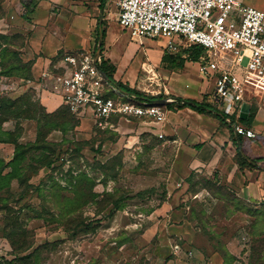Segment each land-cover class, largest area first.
Instances as JSON below:
<instances>
[{"label": "rangeland", "instance_id": "rangeland-1", "mask_svg": "<svg viewBox=\"0 0 264 264\" xmlns=\"http://www.w3.org/2000/svg\"><path fill=\"white\" fill-rule=\"evenodd\" d=\"M95 1L100 2L86 0V10H89L93 4L91 2ZM238 1L243 5H252L264 10V0ZM102 12L107 32L109 34L114 32L118 36L117 44L111 51L109 50L119 58L116 75L121 77V72L135 56L137 60H146L144 54L146 49L151 50L152 55H156L160 49L168 53L165 47L166 40L150 37H144L142 40L133 38L129 29H123L118 22L117 0H107L104 8L98 4L93 18H98ZM4 22L7 24V21ZM0 33L11 36L8 47L18 50L25 61L22 48L24 40L13 37V34ZM106 45L107 43H104L103 50H107ZM198 63L197 60L190 66V73L196 78L202 77ZM8 64L9 61L0 57V96L16 99L28 93L31 101L44 106L47 112L56 110L50 111L41 102L34 88H22L33 78L26 80L17 74L6 75ZM52 69L60 74L67 70L61 61H55ZM130 70L125 77L130 76ZM138 74L137 81L130 86L148 94L164 93L161 92V84L154 82L153 72L140 68ZM52 80L45 83L47 89L51 91L54 88ZM207 84L209 83L205 81L203 86L205 90ZM182 86L185 89L186 83L183 82ZM110 96L114 97L113 94ZM59 107H62V104ZM259 110H262L261 116H264V108L261 107ZM89 117L90 115L79 118L78 123L73 120L72 123L76 124L74 127L66 126L63 130H51L45 135V141L53 151H42L37 148L40 144L37 120L10 114L1 116L0 111L2 130L15 133L21 145L31 147L26 162L38 167L32 169L35 171H29L27 183L31 184L30 188L13 181L16 200L11 204L15 210H20L21 223L34 232L35 246L50 243L41 250L36 260L28 264H208V260L214 256L223 259V248L228 250L229 240L235 236L232 235V227L228 225L225 228L221 225V218H229L235 213L247 215L236 210L234 193L226 187L201 178L195 182L197 187H193V191L201 192L200 197L186 201L181 206L178 216L171 218L166 215H155L153 212L156 207L165 196L167 197L165 192L170 172L169 164L174 153L173 147L168 146L162 138L153 135L145 134L138 140L131 139L128 127H121L119 124L120 117L112 118L105 127L95 126ZM6 138L5 136L4 139ZM260 138L264 139V136ZM261 139L259 143L263 141ZM14 152L15 143L0 142V157L6 162L13 158ZM40 154L49 155L53 165L48 168L44 167L42 162H37L40 160ZM80 172L87 173L95 180V191L111 194L114 198L128 196V199L123 208L113 214H110L111 206L105 207L94 203L84 205L76 211L75 217L87 223L91 222L94 228L86 232L79 226L77 233L73 235V231L69 232L66 227L60 225L59 217L65 211L62 207L63 197L75 196L71 181L75 180L74 177ZM58 199L61 203L57 202ZM191 206L195 208L194 215L190 214ZM257 206L259 210H264V204ZM181 215L188 216L194 227L189 241L181 233L176 235L165 226L169 222L177 224ZM249 218V224L255 221V217ZM54 219L58 222H53ZM3 221L4 213L1 212L0 227ZM255 240H264V234L257 236ZM233 241L239 251L247 245L245 248L248 259L252 246L250 235L245 231L238 232ZM176 246L178 249H175ZM12 250L10 241L0 230V258H13Z\"/></svg>", "mask_w": 264, "mask_h": 264}, {"label": "crops", "instance_id": "crops-1", "mask_svg": "<svg viewBox=\"0 0 264 264\" xmlns=\"http://www.w3.org/2000/svg\"><path fill=\"white\" fill-rule=\"evenodd\" d=\"M101 2L102 0L91 2L93 4L89 10H86V0H6L3 3L6 17L0 19V32L26 36L23 59L35 61L32 67L33 79L25 83L22 88H34L41 102L50 111L62 104V98L56 92L47 89L45 83L52 77H44L43 74L47 71L51 74H60L52 69L55 61L65 64L64 56L67 52L90 50L97 45L94 40L96 36L97 41L100 15L98 18L93 16L97 5L101 7ZM4 21H7V24ZM117 39L118 36L114 32L110 34L107 32V37L104 39L107 50H103V56L116 68L114 77L130 86L137 81L140 68L153 72L155 76L152 79L161 84V92H164L161 94L165 98L175 99L164 105L166 117L161 122L148 116H132L127 119L121 117L119 122L121 127L127 126L131 131V139L138 140L143 134L160 138L159 135L162 134V139L174 149L169 164L167 197L153 213L171 218L178 216L181 206L186 201L200 197L201 192L193 191V187H197L195 182L201 178L228 188L241 201L256 208L257 205L264 204V139L260 138L264 136L262 110L251 108L247 118H242L244 124L255 130L256 137L239 138L231 126L223 124L221 120L210 114L190 107L170 108L168 105L177 102V98H184L196 100L199 103L206 101L220 109V103L211 95L214 90V81L200 72L199 63L198 69L202 77L196 78L190 73V66L196 61L187 60L184 65H180L175 61L163 60V56L167 54L164 49L157 51L156 55H152V51L146 49L144 51L146 60H137L136 56L133 57L129 65L121 72L120 77L116 75L119 58L115 53L109 52L117 44ZM168 54L172 53L168 52ZM129 69L132 74L130 73L127 78L125 74ZM205 81L209 83L206 90L203 87ZM183 82L186 83L185 89L182 86ZM253 109L254 116L250 118ZM260 139L263 140L261 143H259ZM239 147L250 160L257 159L258 163L253 167H241L237 160ZM180 218L179 224L169 222L165 226L176 235L181 233L189 241L194 227L188 216L181 215ZM249 219L247 215L235 213L229 218H221L220 223L225 228L228 225L232 227V235L236 237L238 232L245 231L247 234L246 227L250 223ZM233 239L229 240L228 244L229 252L238 258L233 264H247L245 248L247 245L239 251ZM175 249L178 247L176 246ZM208 264H224V260L214 256L208 260Z\"/></svg>", "mask_w": 264, "mask_h": 264}, {"label": "built area", "instance_id": "built-area-1", "mask_svg": "<svg viewBox=\"0 0 264 264\" xmlns=\"http://www.w3.org/2000/svg\"><path fill=\"white\" fill-rule=\"evenodd\" d=\"M117 5L118 22L133 38H162L172 54L194 45L203 47L199 68L214 81L218 113L224 114L237 136L256 137L255 130L242 122L241 113L245 103L264 108L263 9L238 0H117ZM95 51L94 47L67 52L64 73L43 74L52 77V89L61 96L62 105L79 118L90 115L97 127H105L114 116L165 119L161 105L124 93L106 79L99 67L101 57L95 63Z\"/></svg>", "mask_w": 264, "mask_h": 264}, {"label": "trees", "instance_id": "trees-1", "mask_svg": "<svg viewBox=\"0 0 264 264\" xmlns=\"http://www.w3.org/2000/svg\"><path fill=\"white\" fill-rule=\"evenodd\" d=\"M106 1L107 0H102V8H104ZM3 2V0H0V18L4 17L6 14ZM104 24L105 20L102 23V30L105 39L107 37V30ZM10 37V35L0 33V57L5 58L7 61H9V64L6 67L5 74L9 76L17 74L23 79L31 80L33 78L32 67L35 61H23L21 58V53L18 50L12 47H8V40H10ZM13 37L22 38L24 40L22 48L26 46V36L21 34H13ZM98 38L99 31L97 41ZM103 49L104 41L102 44V56L99 67L107 74L109 81L112 82L116 87L130 94H135L141 99H145L151 102L156 99L165 97L163 94L156 95L145 93L117 80L114 77L116 68L112 63H110L109 59L103 56ZM203 52V47L194 45L189 48L182 49V51L176 55L167 53L163 56V60L175 61L180 65H184L187 60L197 61L199 56ZM183 54L186 56L183 57ZM177 99V102L171 103L170 105H168V107L178 109L190 107L199 112L210 114L221 120L223 124H226L224 114L218 113L219 110L206 101L199 103L198 101L192 99ZM254 109L251 111L250 118L254 116ZM0 111L1 116L10 114L11 116H23V118L25 119L37 120V122H39L38 144L40 143L39 145H37V148L42 151H53V149L48 146V142L45 141V135H47V133H49L53 129L63 130L66 126L74 127L76 124L72 123L73 120H76L77 123L79 122V117L76 114L72 113L67 106L62 105V107H59L55 111L49 113L44 106L32 102L28 93H25L16 99L0 96ZM118 117L119 116H114L112 118L114 119ZM143 135L141 136V138L143 137ZM5 136L7 137L6 140L4 139ZM17 137L18 135H16L15 133L4 131L0 126V142L11 141L15 143L14 156L10 161L6 162L3 158L0 157V213H4V221L3 225L0 227V230L3 231L4 237L10 241L13 247L12 255H14L11 259L0 258V264H28L34 259L36 260L40 256L41 250L50 244L49 242H47L44 245L35 246L34 232L31 229L23 226L20 220V210H15V208H13L11 204V202L16 200L13 193V181H17L21 186H25V188H30L31 184L27 183L30 176L29 171H31L33 168H38L26 162V158L31 147L21 145L17 141ZM237 156L238 163L241 167H253L258 163L257 159L250 160V158L246 156L242 150H240V147ZM37 162H42V165L48 168L53 165V160L50 159V156L47 154H40V160H37ZM74 178L75 180L73 179L71 182L73 185V193L75 194V196L73 198L70 196L63 197L64 204L62 205V207L65 209V211H63L65 213L62 212V215H60L59 217L60 225L66 227L65 229L69 232L73 231V235L77 233L76 230H78L79 226L83 227L84 231L86 232L94 228L91 222L87 223L86 221L79 220L75 217L76 211H78L84 205L94 203L101 204L105 207L111 206L112 208L110 214H113L115 211L121 210L124 203L128 199V196H120L114 198L111 194H101L95 191V180L85 172H80ZM165 193L167 195V192ZM233 196L235 201L234 206L237 211H241L250 217H255V221L246 227L247 233L250 235V240L252 241L247 264H264V240H255L257 236L264 234V210H259L253 205L244 203L234 194ZM57 202L61 203L59 199ZM194 212L195 208L194 206H191L190 214L194 215ZM53 222H58V220L54 219ZM222 251L224 264H233L238 259L236 256L232 255L226 248H223Z\"/></svg>", "mask_w": 264, "mask_h": 264}, {"label": "water", "instance_id": "water-1", "mask_svg": "<svg viewBox=\"0 0 264 264\" xmlns=\"http://www.w3.org/2000/svg\"><path fill=\"white\" fill-rule=\"evenodd\" d=\"M103 20H104V13L102 12L99 16V38H98V42H97V47H96V51H95V63L97 64L98 63V59L101 57V53H102V44H103V41H104V34H103V30H102V23H103ZM103 76L108 79V76L107 74L101 70ZM121 91H123L121 89ZM124 93H128V92H125L123 91ZM170 102H172V100L167 97V98H160V99H156L153 101L154 104L156 105H166V104H169ZM250 104L248 103H245L243 104V107H242V113H241V117L243 119H246L247 118V114L250 112Z\"/></svg>", "mask_w": 264, "mask_h": 264}]
</instances>
